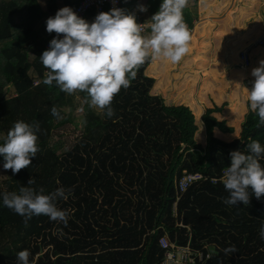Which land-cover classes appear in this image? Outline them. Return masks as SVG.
Masks as SVG:
<instances>
[{
  "label": "trees",
  "instance_id": "trees-1",
  "mask_svg": "<svg viewBox=\"0 0 264 264\" xmlns=\"http://www.w3.org/2000/svg\"><path fill=\"white\" fill-rule=\"evenodd\" d=\"M217 2L210 8L223 11L197 21L183 9L191 32L181 61L148 58L114 97V115L84 106L81 131L62 149L54 140L71 123L63 109L73 108L75 94H87L43 83L47 69L39 58L48 37L38 29L46 16L38 0H0V144L16 121L40 129L31 166L0 183V264H19L23 250L29 264H161L163 237L202 252L192 264H264V196L249 188V204H225L228 193L217 180L231 166V152L246 153L253 140L264 146V126L245 91L264 60V47L254 45L263 32L261 0L231 1L226 11ZM161 3L149 0L151 16ZM85 20L94 22V9ZM9 88L14 96L7 98ZM53 106L60 118L51 115ZM184 172L203 179L179 197ZM30 178L38 194L66 190L54 201L66 224L41 215L25 225L3 205V194H19ZM233 246L236 252L226 254Z\"/></svg>",
  "mask_w": 264,
  "mask_h": 264
},
{
  "label": "clouds",
  "instance_id": "clouds-1",
  "mask_svg": "<svg viewBox=\"0 0 264 264\" xmlns=\"http://www.w3.org/2000/svg\"><path fill=\"white\" fill-rule=\"evenodd\" d=\"M187 5L188 0H162L158 12L150 19L147 35L143 34L145 23L139 24L135 12L126 9L114 7L109 12H101L92 23L80 18L70 7L58 10L46 21V31L56 33L57 38L50 41L49 49L39 58L47 69L43 83L51 86L55 82L60 91L69 95L86 93L90 107L112 117L114 97L122 88L130 86L131 80L136 78V69L148 58L175 64L186 55L190 31L183 19V9ZM138 11L145 12L147 8L139 5ZM61 35L63 38H58ZM251 75L254 77L251 88L245 86L247 100L259 124L264 126V60L252 69ZM50 112L60 118L57 107L53 106ZM39 130V124L14 123L0 144L5 170L17 174L31 166L39 150L36 135ZM230 157L231 166L222 173L228 193L224 203L249 204V188L257 199L264 196V166L260 162L264 159V146L253 140L248 143L246 153L233 151ZM34 184L35 179L30 178L28 187H21L19 194L4 193L3 205L23 217L25 225L33 216L41 215L66 224V212L54 203L58 197L66 198V190L58 188L50 194H42L41 190L38 194L32 187ZM261 237L264 238V227ZM229 252H236L235 247L225 249L226 254ZM29 256L28 250L18 252L19 264H29Z\"/></svg>",
  "mask_w": 264,
  "mask_h": 264
},
{
  "label": "built area",
  "instance_id": "built-area-1",
  "mask_svg": "<svg viewBox=\"0 0 264 264\" xmlns=\"http://www.w3.org/2000/svg\"><path fill=\"white\" fill-rule=\"evenodd\" d=\"M123 8L121 0H80L78 5L73 10L80 18L86 19L89 16L91 10H95V17L101 12H109L112 8ZM147 31V27H144V33ZM143 33V34H144ZM53 38H57V34L53 33L45 43V50L49 49L50 41ZM58 38H63L61 35ZM256 45L264 47V38H260L256 41ZM247 65L246 51L242 55V63L239 64L241 69H245ZM37 83V82H36ZM35 83V84H36ZM224 174V172H223ZM223 174L219 181L222 182ZM203 177L199 173L191 174L184 172L182 176L176 181V187L180 195H182L194 182L202 180ZM216 181V180H214ZM223 184V182H222ZM177 198V200L179 199ZM175 206V204H174ZM159 248L163 251V260L161 264H192L195 262V258L201 260L203 258L202 252L193 250L190 245H175L169 242L166 237L161 238L158 241Z\"/></svg>",
  "mask_w": 264,
  "mask_h": 264
},
{
  "label": "rangeland",
  "instance_id": "rangeland-1",
  "mask_svg": "<svg viewBox=\"0 0 264 264\" xmlns=\"http://www.w3.org/2000/svg\"><path fill=\"white\" fill-rule=\"evenodd\" d=\"M222 0H218L217 3L221 2ZM233 3H236V0H231ZM262 1L260 3V6H257L258 13L262 14L261 16L258 14V17H264V5L262 6ZM229 0L225 2V10H229L228 5ZM236 5V4H235ZM224 6H216L215 8H210L209 3L207 0H199L198 4L196 3V0H188L187 9L191 12V18L193 21H197L199 19H206L214 17L217 13L223 11ZM263 7V8H262ZM184 8V9H186ZM222 9V10H221ZM214 11V12H211ZM261 19V18H260ZM264 19V18H262ZM16 22H19V18H15ZM38 29L40 30L41 34L47 38L49 33L46 31V22L41 23L38 26ZM14 96V91L12 88H9L6 92V97L10 98ZM89 105V98L87 96L83 97L79 94H75L74 96V103L73 108H64V117H69L71 119V123H68L64 125L62 128L58 129L59 137H57V140L55 139V143H59L62 145V149L69 148L72 143L75 141V137L79 134V132L82 129V115H83V108L84 106ZM95 111H99L98 108H93ZM13 172L11 170H5L3 168V164L0 165V183L7 179L8 177L12 176Z\"/></svg>",
  "mask_w": 264,
  "mask_h": 264
},
{
  "label": "crops",
  "instance_id": "crops-1",
  "mask_svg": "<svg viewBox=\"0 0 264 264\" xmlns=\"http://www.w3.org/2000/svg\"><path fill=\"white\" fill-rule=\"evenodd\" d=\"M72 1L77 6L80 0H72ZM207 1H209V3L212 2V0H207ZM121 2H123L122 5H123L124 9H127L129 12H135L137 22L139 24L145 23V26L147 27V29L149 28V25L151 23L150 19L152 17L151 15H152V11H153L152 7L149 4V0H121ZM221 2L224 3V2H226V0H222ZM230 2H231V0H229V3ZM38 3H39L41 10L44 13H46V16L44 18V23L47 21L48 18L54 17L58 10L66 7L65 2L63 0H38ZM139 5H143L144 7H146L147 11H145V12L138 11ZM263 5H264V0L262 1V6ZM259 15L261 16L262 14L259 13ZM260 18H261V21L263 23V32L257 38V40L260 39L261 37L264 38V19H262L264 17H260ZM189 31L191 32V30H189ZM146 32L144 33V35L148 34ZM52 34L53 33H51L49 35L51 36ZM49 35H48V38H49ZM254 45H256V42L254 43ZM258 46H260V45H258Z\"/></svg>",
  "mask_w": 264,
  "mask_h": 264
}]
</instances>
